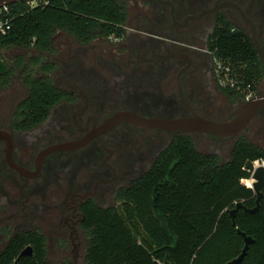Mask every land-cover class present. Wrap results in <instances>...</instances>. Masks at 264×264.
<instances>
[{
	"label": "flooded vegetation",
	"instance_id": "obj_1",
	"mask_svg": "<svg viewBox=\"0 0 264 264\" xmlns=\"http://www.w3.org/2000/svg\"><path fill=\"white\" fill-rule=\"evenodd\" d=\"M118 1L123 21L111 23L119 35L53 37L55 53L45 57L55 64L50 76L62 95L40 123L22 116L29 95L21 74L0 86V252L18 234L37 233L47 260L51 254L58 264H86L85 210L134 206L144 177L178 141L220 164L242 140L264 150V108L227 136L110 121L130 112L225 123L245 101L264 96V0ZM228 29L247 35L257 61L249 82L236 70L245 64L230 66L234 87L218 84L211 49ZM59 33L66 42L58 47ZM17 82L18 94H3Z\"/></svg>",
	"mask_w": 264,
	"mask_h": 264
},
{
	"label": "trees",
	"instance_id": "obj_2",
	"mask_svg": "<svg viewBox=\"0 0 264 264\" xmlns=\"http://www.w3.org/2000/svg\"><path fill=\"white\" fill-rule=\"evenodd\" d=\"M28 1L11 4L16 13L13 27L0 37V48L24 51L9 64L0 56V86L21 74L29 95L22 116L33 125L47 116L62 95L50 76L55 64L45 57L55 53L57 31L84 42L119 35L121 29L111 22L120 23L123 16L118 0H47L33 7ZM211 49L232 68L245 64L236 70L245 82L250 81L257 61L244 32L218 33ZM30 50L35 54L29 55ZM174 145L144 177L140 187L144 193L132 199L134 206L121 212L85 210L86 264H153L154 259L161 264H226L242 252V233L253 242L240 264H264V187L256 212L239 208L234 218L230 214L237 203L255 207L256 194L241 180L250 177L255 160L264 159V150L242 140L230 160L220 164L190 142L180 140ZM175 154L179 155L176 163ZM28 245L32 256L16 264H51L45 239L37 233L13 237L0 252V264H13Z\"/></svg>",
	"mask_w": 264,
	"mask_h": 264
},
{
	"label": "water",
	"instance_id": "obj_3",
	"mask_svg": "<svg viewBox=\"0 0 264 264\" xmlns=\"http://www.w3.org/2000/svg\"><path fill=\"white\" fill-rule=\"evenodd\" d=\"M22 0H0V7L5 4H13ZM264 108V96H258L251 100L245 101L240 107H238L237 115L234 119L228 120L225 123H217L211 120L195 116L190 119H166V118H145L137 114L130 112H119L110 120L111 124L115 125L122 121H129L137 126L145 128H157L168 129L172 131H184V132H201L207 134H213L218 136H227L239 133L251 120V118L260 110ZM253 178L256 182L253 183V190L256 194V205L251 209L244 208L242 203H237L236 206L230 211L232 218H234L236 211L239 208L245 209L249 213H254L259 208V203L262 198V188L264 186V168L259 167L255 170ZM156 201V197L153 199V204ZM155 206V204H154ZM244 237V247L240 255L226 264H240L248 250L249 245L253 242L250 236ZM33 254V249L30 245L21 250L15 263L22 257H30ZM153 264H161L158 260L154 259Z\"/></svg>",
	"mask_w": 264,
	"mask_h": 264
},
{
	"label": "built area",
	"instance_id": "obj_4",
	"mask_svg": "<svg viewBox=\"0 0 264 264\" xmlns=\"http://www.w3.org/2000/svg\"><path fill=\"white\" fill-rule=\"evenodd\" d=\"M40 3L47 4V0H29L28 5L30 7L36 6ZM14 4V3H13ZM16 16L15 11L11 7V4H5L0 7V37L6 36L13 27L14 18ZM214 75L219 85L224 87H234L237 81V73L230 67L228 63L223 62L222 59L215 57L214 60ZM251 95H246L245 98H249ZM259 167L264 168V159H257L252 163V171L249 178H243L241 183L253 190V183L256 180L253 178L255 170ZM250 182V186L247 183ZM13 264H16L15 262Z\"/></svg>",
	"mask_w": 264,
	"mask_h": 264
},
{
	"label": "rangeland",
	"instance_id": "obj_5",
	"mask_svg": "<svg viewBox=\"0 0 264 264\" xmlns=\"http://www.w3.org/2000/svg\"><path fill=\"white\" fill-rule=\"evenodd\" d=\"M59 39H57V43H58V47L61 46L63 43L66 42V35L64 34H61L59 33V36H58ZM24 51L18 49V48H0V56L2 57L3 61L7 62L8 64L11 63V61L14 59V57L17 55V54H20ZM29 55H34L35 53L32 52L31 50L28 52ZM56 77H59L58 75ZM22 86L20 85L19 82L15 83L14 87L12 88V90H5L3 94L5 95H9L11 94V92H13L14 94H18L22 88ZM12 93V94H13ZM2 244H1V248H2ZM48 261H50L52 264H58L60 263L61 260H58L56 257H54V255H51L50 254V257H48ZM51 259V260H50ZM82 264V261H79L78 264Z\"/></svg>",
	"mask_w": 264,
	"mask_h": 264
},
{
	"label": "bare ground",
	"instance_id": "obj_6",
	"mask_svg": "<svg viewBox=\"0 0 264 264\" xmlns=\"http://www.w3.org/2000/svg\"><path fill=\"white\" fill-rule=\"evenodd\" d=\"M247 185H248V186H250V182H249V183H247Z\"/></svg>",
	"mask_w": 264,
	"mask_h": 264
}]
</instances>
